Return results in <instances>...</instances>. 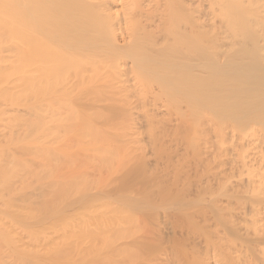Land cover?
I'll list each match as a JSON object with an SVG mask.
<instances>
[{
	"label": "bare ground",
	"instance_id": "bare-ground-1",
	"mask_svg": "<svg viewBox=\"0 0 264 264\" xmlns=\"http://www.w3.org/2000/svg\"><path fill=\"white\" fill-rule=\"evenodd\" d=\"M235 96L246 103L241 114L235 100L236 105L230 106ZM231 107L239 111L236 123L245 120V114L252 115V120H264V0H0V264H122L127 257L138 264L142 254L155 247L156 255L163 247V228L152 219L159 213L153 214L156 205L148 204L156 202L153 191L156 196L161 191L165 197L171 196L174 180L183 176L181 171L177 174L178 168L174 171L178 167L174 163L187 161L190 154L201 158L195 147L209 146L206 150L211 152L220 149L227 158L230 127L226 119L235 110ZM255 109L262 112L260 117ZM244 141L239 143L249 147L250 140ZM219 151L215 157H221ZM211 152L205 154L214 158ZM150 160L154 170L146 167ZM129 164L130 169L131 164L137 165L135 178L146 187L132 184L133 179L128 182L131 175H127L125 187L132 185L126 192L132 195L128 198L121 186L111 194L115 189L111 178L123 174ZM261 170L245 180L253 185V192L264 188V168ZM165 178L173 182H168L172 187H165ZM141 191L150 195L143 193L144 197ZM103 192L104 198L110 192L105 201L99 198ZM138 193L150 201L142 199V204ZM164 200L161 202L166 204ZM146 204L153 208L145 206L153 214L145 212L148 221L145 213L140 217ZM257 204L260 207H253V218L264 227V221L255 217L264 214L263 201V205L261 201ZM256 222L255 235L264 229ZM229 224L236 230L237 226ZM248 227L251 229L249 223ZM176 238L170 239L172 245L179 242ZM254 239L236 240L243 242L240 250L232 247L231 238V242L228 238L221 241L224 247L219 249L224 254L217 253L213 263L264 264V241ZM88 241H97V246L107 241L109 244L101 246L106 252L109 249L103 253L105 257L98 258L101 255L87 247ZM111 241L119 243L112 247ZM206 241L202 252L209 245ZM145 255L153 261L156 258Z\"/></svg>",
	"mask_w": 264,
	"mask_h": 264
},
{
	"label": "rangeland",
	"instance_id": "rangeland-1",
	"mask_svg": "<svg viewBox=\"0 0 264 264\" xmlns=\"http://www.w3.org/2000/svg\"><path fill=\"white\" fill-rule=\"evenodd\" d=\"M245 99V98H244ZM236 101V103L238 104V107H240V112L239 111H237L235 108V110L232 108V107H234L235 105H236V103H235V105H233V101ZM242 101V102H241ZM243 101L244 100H242L241 99V97L240 96H235L234 97V99L232 100V102H230V106H232L231 108H230V110H234V111H232V113H230V114H228V117H227V119H226V121H227V124L229 123V125L227 126V128L228 127H230L229 128V130H227L228 131V134H229V136L226 138V139H228L227 141H228V151H229V155H230V153H231V155L228 157L227 155H226V157L227 158H223L222 156H221V153L220 152H222V150H220V149H217V151H216V149L214 150V148H212L214 151H216V152H211V149H210V151H207L210 147L208 146V147H203V146H200V147H198V148H196L195 147V152L199 155V152H200V154H201V158H199L200 157V155L196 158H192V155L190 154V156H189V158H188V160L187 161H185V162H183L182 161V163H174V165L175 166H177V164H178V167H175V169H174V167H173V169H174V171L178 168V170H176V171H178L177 172V174H179V172L181 171V175H183L184 176V174H186L185 176H184V178H183V176H181L180 177V175H179V178L177 177V179H181V181L180 180H177V179H175L174 180V183H176L175 185L173 184V188H172V191L170 192V195L171 196H169V194H167V196L168 197H165V195L166 194H164L165 192L164 191H158L157 192V190H156V192L157 193H159L157 196H156V194H155V191H153V193L155 194H153V197H154V199L156 198V204L155 203H148L150 206H152V207H154L153 205H156L155 206V208L156 209H158V210H156L155 208H154V210L155 211H152L153 212V214H155L156 215V213H158L157 214V216H158V218H157V216L155 217H152L153 216V214H152V216L150 215L152 212H150L149 210H148V208L150 207L148 204H146V205H143V207L144 208H142L143 210H144V212L143 211H140V209H139V211L140 212H143L142 214L140 213V212H138V213H136V214H139L140 215V217L142 216H144L143 214L146 212L145 210H148L149 211V213L148 212H146L147 214H149L151 217H152V219L153 218H156V223H158V224H160L159 226H161L162 225V228H163V230H162V228H161V232L163 233V234H161V238L163 237V239H165L164 241H163V239H162V241H160V242H163L162 244H163V247H161L162 249H160V251H158L157 252V254L155 255V253L156 252H154L153 250L156 248L155 247V245L154 244H156L155 242H154V244L151 242V244L155 247V248H152L153 246L151 245V246H149V249L150 248H152V250L150 249L149 251H151V253H150V255H149V253H147L148 254V256H150V257H152V256H154V257H156L155 258V260L153 261V259H151V258H149V259H147V257H144V255H145V253L144 254H140L142 257H140V258H142V259H146L147 261H146V263L144 262V260H142V264H147V262H149L150 264H205V262H208V263H210V264H214L213 263V261H214V258L213 257H215L216 255H217V253H219L218 255H220V256H223V254H224V252H223V250L222 249H219L220 247V245L222 246V247H224V244H222L221 243V241L222 242H225V239H227L228 238V240H226V241H235L234 243H233V241H232V247H233V244H234V247H236L237 246V249H239L240 250V246L242 245L243 246V242H242V244H241V241H248V240H250L251 239V241H253V239H254V237L256 238V239H254V241H256V240H258L259 239V237H260V239L258 240V241H264V238H263V236H264V229L263 230H260V229H258L259 230V232H257V234L255 235V233L254 232H252L253 231V229H254V231H257V229L256 228H259V226L258 225H256V224H254V222H256V218L254 219L253 218V214H252V209H253V207H255V208H258V207H260L257 203H260V201H261V204H262V201H263V204H264V193H263V187L260 189V190H262V194H259L258 192L260 191L259 189H257L255 186V188L257 189L256 191H254L253 192V185H252V187H250V185L249 184H246L247 183V181H245V180H247L248 178H250L251 176H254V174L255 173H257V171H259V170H261V169H263L264 167H262V164L264 163V151L262 152V150H264V148H260L259 146H261V147H263L264 146V144H262V143H264V135H262V134H264V120H263V122L261 121L262 119H258L257 117H255V118H253V120L251 119V117H252V115H249V116H251V117H249V116H247V114H245V116L244 117H246V119L245 120H243V121H240V120H238L237 121V123L236 122H234V121H236V117H235V115L236 114H238V112L241 114L242 112H243V110H244V108H243V106H245V104L243 103ZM262 101V104H263V100H261ZM245 102H247L246 100H245ZM259 102H260V100L258 101V104H259ZM241 103H243V104H241ZM254 104H256V102H254ZM84 107V106H83ZM87 107V106H86ZM257 107H260V105H257ZM237 108V107H236ZM261 108V107H260ZM238 109V108H237ZM263 109V108H262ZM239 110V109H238ZM264 110V109H263ZM255 111H257L256 112V114H258V110H256L255 109ZM261 111V110H260ZM234 112V113H233ZM236 112V113H235ZM264 112V111H263ZM262 113V112H261ZM260 112H259V114L257 115L258 117H260L259 115L261 114ZM249 114V113H248ZM252 114H255V112L254 113H252ZM239 115V114H238ZM237 115V116H238ZM255 116V115H254ZM247 117H249L250 119L248 120V118ZM262 117H264V113H263V115L261 116V118ZM235 119V120H233V119ZM232 119V120H231ZM255 119H258V120H260V121H258V120H256L255 121ZM264 119V118H263ZM251 121V122H250ZM233 122V123H232ZM240 122H242V123H240ZM250 122V123H249ZM232 123V124H231ZM236 123V124H235ZM241 125H240V124ZM253 123V124H252ZM258 123V124H257ZM237 125V126H240V129H239V127H237V126H235V125ZM259 124H261V125H259ZM248 125H249V127H248ZM257 125H259V126H257ZM235 126V127H234ZM238 128V130H237V128ZM250 127H251V129H250ZM255 127H259V128H257V129H255ZM236 129V130H235ZM255 129V130H254ZM232 130V131H231ZM258 130H259V133H258ZM261 130V131H260ZM234 131H235V133H234ZM237 131V132H236ZM231 132V133H230ZM239 132V133H238ZM252 133V134H251ZM207 134V135H206ZM237 134V135H236ZM254 134V135H253ZM256 134H257V136H256ZM205 135H206V137L208 136H210V134H208V133H205ZM236 135V136H235ZM251 135H253V136H251ZM231 136H233V137H231ZM240 138H239V137ZM231 137V138H230ZM247 139H246V138ZM252 137H253V140L254 141H252L251 139H252ZM258 137V138H257ZM233 138V139H232ZM235 138V139H234ZM239 138V139H238ZM243 138H244V140H246V142H247V140H250L249 141V143H251V144H249L248 143V146L249 147H247V148H244V147H246V146H242L240 143L241 142H243L244 140H243ZM254 138H256V139H254ZM262 139V141H261V139ZM257 139H258V142H257ZM231 140V141H230ZM243 140V141H242ZM238 141V142H237ZM262 143H261V142ZM232 142V143H231ZM240 142V143H239ZM256 143V144H254V143ZM234 143V144H233ZM241 145V147H240V145ZM244 143H245V141H244ZM253 143V144H252ZM257 143H260V144H257ZM210 145H211V143H209ZM237 144L239 145V146H237ZM232 145H235V147L234 146H232ZM250 145H251V147H250ZM252 145H257V146H255V147H253ZM259 145V146H258ZM263 145V146H262ZM229 146H231V147H229ZM184 146L182 145L181 146V148H183ZM203 147V148H202ZM214 147V146H213ZM233 147L235 148V149H233ZM256 147L257 148H260V149H257V150H259V151H257L256 150ZM206 148H207V150H206ZM241 148H243L245 151H243V149L242 150H240ZM201 149V150H200ZM203 149H205L204 151H203ZM249 149V150H248ZM255 149V150H254ZM191 150V149H190ZM192 150H194V149H192ZM220 150V151H219ZM230 150H233V151H230ZM252 150H254V151H252ZM261 150V151H260ZM186 151V150H185ZM199 151V152H198ZM203 151V152H202ZM207 151V152H206ZM218 151H219V155L221 156L220 158H218L219 156H218ZM234 151H235V153H234ZM248 151H250V152H248ZM186 152H188V151H186ZM193 152V151H192ZM211 152V155H214V153H216L215 155L216 156H218V157H215V155H214V158H213V156L211 157L210 155H208V154H205V153H210ZM240 152H241V154H240ZM190 153V151L188 152V154ZM249 153V154H248ZM260 155H259V154ZM202 154H203V156H202ZM228 154V153H227ZM236 154V155H235ZM240 154V155H239ZM255 154H257L258 155V158L256 157V156H254ZM234 155V156H233ZM237 155H239V156H237ZM246 155H248V156H246ZM254 156V157H251V156ZM236 156V157H235ZM246 156V157H245ZM203 157V158H202ZM234 157V158H233ZM244 157V158H243ZM248 157V158H247ZM257 159H256V158ZM214 159V162L212 161L213 159ZM218 159L217 160V162L215 161V159ZM231 159V160H229V161H231V162H227V163H229L230 165H231V163H232V167L230 168L229 166H228V164L226 163V161L227 160H225V159ZM235 158H237V159H235ZM240 158V159H239ZM243 158V159H242ZM251 158V159H250ZM253 158V159H252ZM205 159V160H204ZM247 159V160H246ZM195 160H196V162H197V166H198V168H197V166L195 165ZM222 160H224V161H222ZM237 160V161H236ZM238 160H239V162H238ZM243 160V161H242ZM246 160V161H245ZM204 161H206L207 163L206 164H208V166L206 167L205 166V164L203 163ZM251 161V162H250ZM259 161V162H258ZM152 162V164H150ZM188 163V164H185V163ZM195 162V163H194ZM202 163V165L200 164V163ZM212 162V163H211ZM218 162H222V163H218ZM235 162V163H234ZM153 161L152 160H150V162L148 163V165L146 166L148 169H153L154 170V168H156V166H154L153 165ZM217 163V164H216ZM237 163V164H236ZM246 163H248V164H246ZM251 165H250V164ZM253 163H255V164H253ZM256 163H258V165L256 164ZM260 163V164H259ZM150 164V165H149ZM243 164H244V166H243ZM246 164V165H245ZM151 165H153V166H151ZM219 165V166H218ZM236 165V166H235ZM238 165V166H237ZM242 165V166H241ZM248 165V166H247ZM250 165V166H249ZM253 165V166H252ZM255 165V166H254ZM264 165V164H263ZM130 166V164L127 166V169H128V167ZM131 169L133 170L132 172H131V169H130V167H129V169L127 170V169H125L126 171V173L125 172H123V174L121 175L120 174V176H113V179L111 178V180L113 181V180H115L114 182H112V184L114 185H112V187L111 188H114L115 187V189H111V194H113L114 192H115V190L116 191H122L123 189H125L123 192H125V194H127V193H129L130 191H131V187H129V186H131L133 183H136L135 185H140L139 187H142V189H143V187L145 188L146 186H145V184L143 183H141L137 178H135L136 176L134 175V173H135V171L134 170H136L137 169V165L136 164H131ZM150 166H151V168H150ZM171 166H173L172 164H171ZM183 166V167H182ZM202 166V167H201ZM247 166V167H246ZM192 169V170H190L189 171V169L190 168ZM193 167H194V169H193ZM208 168L207 170H206V168ZM212 167H214V169L212 168ZM220 167V169H222V171L224 170V171H226V172H222V171H220L218 168ZM229 167V168H228ZM243 167H245V169L243 168ZM252 167H254L253 169H252ZM256 167V168H255ZM260 167V168H259ZM262 167V168H261ZM126 168V167H125ZM179 168H181V170L179 169ZM184 168H185V171H184V173H182V171L184 170ZM203 170H202V169ZM217 168V169H216ZM241 170H240V169ZM248 168H250V169H252V170H250V169H248ZM188 169V170H187ZM233 170V171H231V170ZM241 171H239V170ZM248 170V172L247 173H245L244 171H247ZM187 170V171H186ZM195 170V171H194ZM196 170H198V171H196ZM201 170V171H200ZM212 170V171H211ZM228 170H230V171H228ZM236 170H238V171H236ZM255 170V171H254ZM192 171V172H191ZM206 171V172H205ZM216 171V172H215ZM220 171V174L218 173V172ZM253 171V172H252ZM261 171H263V170H261ZM128 172H130L129 174H127ZM186 172V173H185ZM187 172H189V173H187ZM194 172V173H193ZM204 173L203 175H202V173ZM213 172H215V173H213ZM229 172H230V175H229ZM249 172H252V174L251 173H249ZM124 173H125V176H123L124 175ZM173 173V172H172ZM176 173V172H175ZM206 173H208V174H206ZM223 173H225L227 176H229V179H228V177H226V175H224ZM228 173V174H227ZM235 175H234V174ZM187 174H191L190 176H192V179H191V177L189 178V175H187ZM195 174H197V175H195ZM206 174V175H205ZM129 176V175H131V176H129V177H127V179L129 178V180H128V182H131L132 181V179H133V181L130 183V184H128L129 186H127V187H129V189L127 188V187H125L126 185V179H125V177L126 176ZM172 174H170V176H171ZM198 175H199V177L200 178H198ZM250 175V177H248ZM173 176V175H172ZM172 176H171V178H172ZM177 176V175H176ZM186 176H188L187 178H189V179H186ZM202 176V177H201ZM213 176H215L214 178H213ZM234 176V177H233ZM257 176V175H256ZM118 177H120V179L122 178H124V180H119V178ZM130 177H131V179H130ZM217 177V178H216ZM236 177V178H235ZM207 178H209L208 180H207ZM247 178V179H246ZM116 179H117V181H116ZM167 181H166V180ZM164 180L168 183L169 181H168V179L167 178H165ZM184 179H186V181L184 180ZM211 179V180H210ZM217 179V180H216ZM218 179H221V181L220 180H218ZM234 179V180H233ZM242 179V180H241ZM126 180V181H125ZM131 180V181H130ZM162 180H163V178H162ZM192 180V181H191ZM241 180V181H240ZM249 180V179H248ZM110 181V180H109ZM118 181H121V183L120 182H118ZM184 181H185V183H184ZM202 181V182H201ZM206 181V182H205ZM223 181V183H221ZM239 181V182H238ZM124 182V183H123ZM149 182V181H148ZM147 182V183H148ZM177 182H178V184H177ZM192 183V184H190V183ZM115 183V184H114ZM147 183H146V185H147ZM164 183V182H163ZM170 184H172L171 182H169ZM169 183L167 184L168 186H165V187H169ZM109 184H110V186H111V181L109 182ZM152 183H150V185H151ZM166 184V183H165ZM183 184V185H182ZM220 184V185H219ZM123 185V186H122ZM144 185V186H143ZM153 185V184H152ZM151 185V186H152ZM177 185V186H176ZM180 185H181V187H180ZM185 185V186H184ZM202 185V186H201ZM213 185V186H212ZM219 185V186H218ZM230 185V186H229ZM239 185V186H238ZM116 186L118 187V186H121L122 187V189H118V188H116ZM176 186V187H175ZM238 186V187H237ZM244 186V187H243ZM124 187V188H123ZM147 187H149V185L147 186ZM170 187H172V186H170ZM169 187V188H170ZM179 187V189H178V191H177V188ZM225 187V188H224ZM234 187H236V188H234ZM239 187H241L240 189H239ZM250 187V188H249ZM174 188H176V189H174ZM181 188V189H180ZM185 188V189H184ZM187 188V189H186ZM210 188V189H209ZM219 188V189H218ZM243 188V189H242ZM222 189V190H221ZM232 189H234V190H232ZM239 191H238V190ZM126 190H130L129 192L127 191L126 192ZM214 190V191H213ZM174 191H177L176 193L174 192ZM194 191V192H193ZM225 191H226V193H225ZM235 191H237V192H234ZM247 191V192H246ZM258 191V192H257ZM162 192H164V193H162ZM173 192V193H172ZM212 192H213V194H212ZM229 192H230V194H229ZM253 192V193H252ZM257 192V193H256ZM104 193V192H103ZM108 193V192H107ZM107 193H106V196H107ZM143 193H145V194H147L148 192H144L143 191ZM142 193V191H141V195L142 196H144L145 197V194H143ZM211 193V194H210ZM224 193H225V195L226 196H224ZM242 193V194H241ZM108 194H110V192L108 193ZM115 194H116V192H115ZM134 194V193H133ZM149 194V193H148ZM152 194V193H151ZM160 194H164L162 197H165V200H164V198L162 199V197L161 196H159ZM176 194H179V195H176ZM200 194V195H199ZM232 194V195H231ZM237 194V195H236ZM247 194V195H246ZM256 194H258V195H260V196H258V197H260V199L257 197V195ZM101 195L103 196V195H105V193L104 194H102L101 193ZM120 195H123V194H120ZM130 195H132V194H127V196H128V198H129V196ZM138 196H139V200L140 201H142L141 203L142 204H144L143 203V200L144 199H147V202H148V199H149V201H150V198H148V197H146V198H143L142 196H140V194L138 193L137 194ZM136 194H135V196H137ZM150 195V194H149ZM246 195V196H245ZM99 197V198H101V199H103L104 198V196L103 197ZM106 196H105V198H106ZM126 196V197H127ZM156 196V197H155ZM176 196V197H175ZM200 196V197H199ZM235 196V197H234ZM252 196V197H251ZM122 197H125V196H122ZM141 197V198H140ZM151 197V196H150ZM153 197H151V199H153ZM157 197H158V199H157ZM233 197V198H232ZM237 197V198H236ZM238 197H240V199L238 198ZM103 199V201H105L106 199ZM169 198V199H168ZM170 198H173V199H170ZM235 198H236V200H235ZM245 198V199H244ZM257 198V199H256ZM143 199V200H142ZM153 199V200H154ZM161 199V200H160ZM176 199V200H175ZM185 199V200H184ZM220 199V200H219ZM226 199H229V200H226ZM232 199H233V201H232ZM244 200V202L242 201V200ZM152 200V201H153ZM157 200H159L160 201V204L162 203L167 209V211L165 210V207H163L162 205L160 206V204L157 202ZM165 201V203L166 204H164V202H161V201ZM166 200H168V201H166ZM170 200V201H169ZM171 200H173V201H171ZM231 200V201H230ZM235 200V201H234ZM238 200V201H237ZM239 200H241L242 202H240ZM258 200V201H257ZM135 201V200H134ZM137 201H138V197H137ZM140 201H138V202H140ZM146 200H144V202H145ZM184 201V202H183ZM224 201V202H223ZM226 201V202H225ZM146 202V203H147ZM154 202V201H153ZM196 202V203H195ZM228 202H229V204H228ZM171 203V204H170ZM193 203V204H192ZM232 203V204H231ZM242 203V204H241ZM250 203V204H249ZM140 204V203H139ZM142 204L140 205V206H142ZM169 204V205H168ZM237 204V205H236ZM245 204V205H244ZM254 204H256V205H254ZM262 204V205H263ZM183 205V206H182ZM250 205V206H249ZM258 205V206H257ZM128 206V205H127ZM139 206V207H140ZM145 206H147L146 207V209H145ZM158 206H160L161 208L163 207V210L161 211L160 209V207H158ZM193 206V207H192ZM227 206H229V207H227ZM232 206H234V207H232ZM238 206V207H237ZM245 206V207H244ZM257 206V207H256ZM129 207V206H128ZM152 207H150L152 210H153V208ZM169 207H171V208H169ZM225 207V208H224ZM121 208L123 209V207L121 206ZM141 208V207H140ZM182 208V209H181ZM186 208V209H185ZM232 208V209H231ZM237 208V209H236ZM244 208H246V209H244ZM128 209V208H127ZM150 209V210H151ZM223 209V210H222ZM235 209V211H232V210H234ZM245 211H244V210ZM126 210V209H125ZM179 210V211H178ZM249 210V211H248ZM133 211V210H132ZM158 211V212H157ZM165 211V213H162V212H164ZM170 211V212H169ZM182 211V212H181ZM186 211V212H185ZM193 211V212H192ZM238 211H241V212H238ZM129 212V211H128ZM137 212V211H136ZM154 212H156V213H154ZM162 214H161V213ZM166 212H167V215H166ZM172 212H174V213H172ZM178 212V213H177ZM198 212V213H197ZM224 212V213H223ZM234 212V213H233ZM249 212H251V213H249ZM133 213V212H132ZM135 213V212H134ZM146 213H145V215H146ZM184 213V214H183ZM186 213H188V215H189V219H188V215L186 214ZM219 213V214H218ZM246 213V214H245ZM161 214V215H160ZM172 215V217L170 216V215ZM176 214H177V216H176ZM224 214H226V215H224ZM263 214V213H262ZM262 214H259L260 215V217H259V215H257V216H255V217H258L257 218V220L258 219H262V221H260L259 220V222H263L264 220V214H263V216H262ZM165 215H166V217H165ZM180 215V216H179ZM228 215H230V216H228ZM163 216L165 217V218H163ZM173 216H175L174 218H173ZM220 218H219V217ZM225 216H227L226 218H225ZM233 216V217H232ZM235 216H236V219L238 218V219H242V221H241V223H240V220L238 221V219L235 221ZM238 216V217H237ZM251 216V217H250ZM146 217H147V215H146ZM159 217H161V218H159ZM170 217L172 218V219H170ZM201 217H202V219H201ZM145 218V217H144ZM148 218V217H147ZM230 218V219H229ZM252 220H251V219ZM146 219V218H145ZM145 219H142V220H145ZM151 219V218H150ZM159 221H158V220ZM161 219V220H160ZM167 221H166V220ZM180 221H179V220ZM182 219V220H181ZM187 219V220H186ZM190 219H192V221L190 222ZM197 219V220H196ZM211 219H215L214 221L213 220H211ZM220 219V220H219ZM250 219V220H249ZM147 221L149 220V218L148 219H146ZM154 220H153V223L154 224H156L155 222H154ZM175 220H176V222L178 223V222H180V223H178V224H180V225H178L177 223H175ZM178 220V221H177ZM184 220V221H183ZM217 220V221H216ZM230 220V221H229ZM255 220V221H254ZM146 221V222H147ZM152 221V220H151ZM150 221V222H151ZM164 221H165V223H164ZM186 221V222H185ZM197 221H200V222H197ZM223 221H224V223H223ZM227 221V222H226ZM233 221V222H232ZM253 221V222H252ZM146 222H145V225L147 226V224H146ZM214 222H215V224H214ZM217 222V223H216ZM221 222V223H220ZM225 222H226V224H225ZM235 222V223H234ZM252 222V223H251ZM144 223V222H143ZM152 223V224H153ZM189 223H191V224H189ZM194 223V224H193ZM203 223V225H201ZM223 223V224H222ZM229 223H231V224H233L232 226H234V227H236V230L234 229V227H233V229L234 230H232V227H231V225L229 224ZM238 223H239V225H238ZM248 223H249V226H250V228L251 229H248L249 227H248ZM257 223V222H256ZM139 224H140V226H139ZM138 224V226L142 229V230H140V231H144L143 230V228L144 227H141V222ZM217 224V225H216ZM222 224V225H221ZM237 224V225H236ZM257 224H259V223H257ZM261 224V223H260ZM259 224V225H260ZM264 224V223H263ZM185 225V226H184ZM201 225V226H200ZM215 225V226H214ZM227 225V226H226ZM230 227H229V226ZM164 226V227H163ZM170 226V227H169ZM180 226V227H179ZM192 226H193V229H192ZM219 226V227H218ZM222 226V227H221ZM226 226V227H225ZM241 226V227H240ZM257 226V227H256ZM206 227H207V229H206ZM214 227H215V229H214ZM224 227H225V229H224ZM243 227V228H242ZM262 226L260 225V228H261ZM139 228V229H140ZM146 228V227H145ZM175 228V229H174ZM196 228V229H195ZM205 228V229H204ZM210 228V229H209ZM262 228H264V227H262ZM261 228V229H262ZM173 231H172V230ZM185 231H183V230ZM214 229V230H213ZM228 229V230H227ZM146 230V229H145ZM187 230V231H186ZM219 230V231H218ZM223 232V234H222V236H221V231ZM228 232H227V231ZM231 230V231H230ZM248 231V232H246V231ZM251 230V231H250ZM140 231H138V235H139V232ZM167 231V232H166ZM176 231V232H175ZM188 231H190V232H188ZM225 231V232H224ZM234 231V232H233ZM237 231V232H236ZM243 231H244V233H243ZM174 232V233H173ZM219 232H220V234H219ZM229 232H230V234H229ZM246 232V233H245ZM261 232V233H260ZM262 232H263V234H262ZM173 233V234H172ZM180 233V234H179ZM217 233V234H216ZM224 233H225V236H227V237H225L224 236ZM233 233V234H232ZM258 233H259V235H258ZM140 234H141V232H140ZM167 234V235H166ZM170 234V235H169ZM177 234V235H176ZM211 234V235H210ZM232 234V235H231ZM246 234V235H245ZM255 236H254V235ZM137 235V236H138ZM176 235V237H174ZM181 235V236H180ZM210 235V236H209ZM220 235V236H219ZM263 235V236H262ZM164 236H166V237H164ZM204 236V237H203ZM218 237V240H217V237ZM235 236V237H234ZM237 236V237H236ZM239 236V237H238ZM253 236V237H252ZM172 237L173 238H176V239H178L179 240V242L177 243V241L175 242V245H172L171 244V241H170V239H172ZM179 237V238H178ZM210 237V238H209ZM223 237V238H222ZM232 239V240H230V238ZM242 237V238H241ZM184 238H186L185 239V241H184ZM206 238V239H205ZM215 238H216V240H215ZM222 238V240H220L219 241V239H221ZM225 238V239H224ZM236 238V239H235ZM183 241H182V240ZM192 239V240H191ZM210 239V240H209ZM214 239V240H213ZM224 239V240H223ZM235 239V240H234ZM261 239H263V240H261ZM181 240V241H180ZM190 240V241H189ZM206 240H208V241H206ZM236 240H241L239 243H238V241H236ZM170 241V242H169ZM198 241V242H197ZM201 241V242H200ZM203 241V242H202ZM205 241L206 242H208V244L209 245H206L207 247H205V248H207L204 252H202V248L204 247V245L206 244L205 243ZM212 241H214V243L212 242ZM217 241V242H216ZM89 243H87L86 242V245H87V247L89 248H91V250L92 249H94V250H97V251H95V253L97 252V255H99L100 257H98V258H102V255L104 256L105 254H103V253H105L106 251H104L105 250V248H101V246H103L104 244H106L107 243V241H106V243L104 242V244L103 245H99V246H97L96 244H97V241H93V242H95V243H93L92 241V243L90 242V241H88ZM100 244H101V241H98ZM109 242V241H108ZM114 242V244L112 243V241H111V243H112V247L113 246H117V244L119 243V241L117 242V241H113ZM117 244H116V243ZM129 242H131V241H129ZM165 242V243H164ZM180 242H182L181 244H180ZM190 242V243H189ZM194 242V243H193ZM210 242V243H209ZM238 244H237V243ZM110 243V244H111ZM125 243H126V241H125ZM127 243H128V241H127ZM216 243V244H215ZM218 243V244H217ZM93 244V245H92ZM94 244L96 245V246H94ZM107 244H109V243H107ZM161 244V243H160ZM162 244H161V246H162ZM170 244V245H169ZM176 244H178L177 246H176ZM189 244V245H188ZM241 244V245H240ZM157 245H159V243L157 244ZM172 245V246H171ZM183 245V246H182ZM184 245H186V246H184ZM211 245V246H210ZM173 246H175V249H173L174 247ZM213 246V247H212ZM239 246V247H238ZM159 247V246H158ZM181 247V248H180ZM221 247V248H222ZM180 248V249H179ZM110 249H111V247H110ZM114 249V248H113ZM157 249V248H156ZM168 249V250H167ZM182 249H183V252L184 253H186V255H193L192 256V259H189V258H191V256L189 257V255L188 256H184L185 254L184 253H182L181 254V252H182ZM107 250V252L109 251V249H106ZM159 250V249H158ZM187 250H188V252H187ZM194 251V252H196V253H194L193 252V254H192V252L191 251ZM210 250H212V251H210ZM155 251H157V250H155ZM168 251H169V253H168ZM177 252V254H181V256L179 257V255H177L176 254V252ZM106 252V253H107ZM161 252H165V253H161ZM191 254H190V253ZM199 252V253H198ZM214 252H216V253H214ZM221 252H223V254L221 253ZM143 253V252H142ZM154 253V254H153ZM168 253V254H167ZM173 253V254H172ZM188 253V254H187ZM213 255H212V254ZM146 254V255H147ZM153 254V255H152ZM258 253H256L255 254V256L257 255ZM139 254H138V256L137 257H139L140 256ZM145 255V256H146ZM160 255V256H159ZM201 255V256H200ZM202 255H204L203 257H202ZM218 255L216 256L217 257V259H218ZM172 256V257H171ZM184 256V257H183ZM197 256V257H196ZM105 257V256H104ZM130 257V256H129ZM131 257H134L133 255L131 256ZM161 257V258H160ZM203 260V259H205V261L203 260H201L200 258ZM209 257V258H208ZM134 258H136V257H134ZM140 258L138 259L139 261H136V263H138V264H141V261H140ZM159 258V259H158ZM182 258V259H181ZM185 258V259H184ZM187 258L189 259V260H187ZM220 258V257H219ZM124 259H126V257L124 258ZM130 259V258H129ZM128 259V257H127V259L125 260V261H123L122 262V264H135V262L133 261V260H135V259H133V258H131V259H133V260H130V261H128L129 260ZM137 259V258H136ZM152 260V262H151V260ZM207 259V260H206ZM216 259V258H215ZM221 259V258H220ZM149 260V261H148ZM156 260H158L157 262H156ZM183 261L182 263L180 262V261ZM222 260V259H221ZM119 261V260H118ZM166 261V262H165ZM167 261H168V263H167ZM171 261V262H170ZM175 261V262H174ZM187 261V262H186ZM189 261V262H188ZM199 261V262H198ZM201 261V262H200ZM117 262V261H116ZM125 262V263H124ZM133 262V263H132ZM144 262V263H143ZM155 262V263H154ZM216 263V262H215ZM220 263V262H219ZM222 263V262H221ZM220 263V264H221ZM224 263V262H223ZM216 264H218V263H216ZM225 264V263H224Z\"/></svg>",
	"mask_w": 264,
	"mask_h": 264
}]
</instances>
